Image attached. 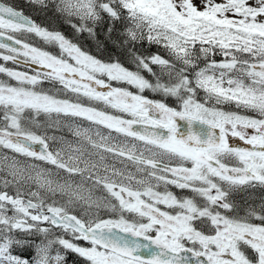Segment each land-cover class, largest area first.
<instances>
[{
  "label": "snow or ice",
  "instance_id": "snow-or-ice-1",
  "mask_svg": "<svg viewBox=\"0 0 264 264\" xmlns=\"http://www.w3.org/2000/svg\"><path fill=\"white\" fill-rule=\"evenodd\" d=\"M0 76V264H264V0H0Z\"/></svg>",
  "mask_w": 264,
  "mask_h": 264
},
{
  "label": "trees",
  "instance_id": "trees-1",
  "mask_svg": "<svg viewBox=\"0 0 264 264\" xmlns=\"http://www.w3.org/2000/svg\"><path fill=\"white\" fill-rule=\"evenodd\" d=\"M14 2L17 4H23L24 0H14ZM25 13L31 15V17L37 23H40L43 26H47V27H55V28L61 30L67 37L73 38L72 30L66 24L62 23L60 20L52 19L50 17V14L48 17H46L45 14L40 13V12H32L29 8H25ZM81 42L88 48V50L93 52V54H96L95 46L91 40H88L86 38H82ZM48 50L53 51V52L56 51V49H54V48H49ZM152 51H155V49L153 48ZM19 69H25V70L30 71V69L26 68V66H24V65H20ZM0 78H4V77L0 76ZM49 85H51V84H49L47 82H45V84H44L45 88L48 87ZM145 94L151 96L150 93L146 92ZM168 102L170 104L173 103L171 100H169Z\"/></svg>",
  "mask_w": 264,
  "mask_h": 264
},
{
  "label": "rangeland",
  "instance_id": "rangeland-1",
  "mask_svg": "<svg viewBox=\"0 0 264 264\" xmlns=\"http://www.w3.org/2000/svg\"><path fill=\"white\" fill-rule=\"evenodd\" d=\"M20 70H25V69H20ZM31 71V70H30ZM14 83V82H13ZM48 85V84H47ZM45 87V86H44ZM53 85H49L46 88H52ZM56 88H59L60 85H55ZM41 120H43V117L40 118ZM47 133L48 135H55V136H61L63 135L64 137H66L67 139H74V137L72 136V134L70 132L67 131L66 128L60 127V126H49L47 129ZM113 135H115V133H113ZM6 151V150H5ZM23 159V158H21ZM109 162L110 163H116L117 167H120L121 165L119 164L118 161H113L111 159V157H109ZM54 179H62L63 177H56L55 175L53 176ZM99 194V193H97Z\"/></svg>",
  "mask_w": 264,
  "mask_h": 264
},
{
  "label": "water",
  "instance_id": "water-1",
  "mask_svg": "<svg viewBox=\"0 0 264 264\" xmlns=\"http://www.w3.org/2000/svg\"><path fill=\"white\" fill-rule=\"evenodd\" d=\"M178 125H179V128H180V131L181 132H184L185 130H186V128H187V123H186V121H179L178 120ZM197 127H198V125H197Z\"/></svg>",
  "mask_w": 264,
  "mask_h": 264
},
{
  "label": "flooded vegetation",
  "instance_id": "flooded-vegetation-1",
  "mask_svg": "<svg viewBox=\"0 0 264 264\" xmlns=\"http://www.w3.org/2000/svg\"><path fill=\"white\" fill-rule=\"evenodd\" d=\"M259 195V193H257Z\"/></svg>",
  "mask_w": 264,
  "mask_h": 264
}]
</instances>
